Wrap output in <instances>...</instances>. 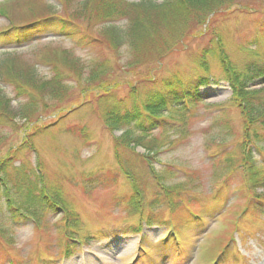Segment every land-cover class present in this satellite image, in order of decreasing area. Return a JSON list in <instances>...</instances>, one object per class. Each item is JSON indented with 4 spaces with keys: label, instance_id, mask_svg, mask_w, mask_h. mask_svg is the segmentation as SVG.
<instances>
[{
    "label": "rangeland",
    "instance_id": "rangeland-1",
    "mask_svg": "<svg viewBox=\"0 0 264 264\" xmlns=\"http://www.w3.org/2000/svg\"><path fill=\"white\" fill-rule=\"evenodd\" d=\"M237 2L210 14L205 25L193 22L185 26L183 36H187L177 46L174 36L162 28L157 37L165 34V41L158 40L164 54L133 66L128 41L118 49L107 42L100 44L97 24L83 16L81 0H0V33H15L31 22L57 18L44 36L31 43L17 47L11 36L0 39V61L6 63L0 64L3 109L19 113L20 104L25 107L32 100L40 101L39 110L46 104L52 106L42 111V116H33V122L17 117L11 122L3 120L9 116L0 109V156L25 142L27 125H51L34 138V147L25 149L7 169L12 197L15 199L17 189L11 181L24 179L27 173L31 179H24L22 188L44 187L49 201L71 212L69 221L75 220L73 230L77 231L74 238L82 242L79 250L58 263L61 246L66 245L64 212L46 213L40 227H34L28 220L12 219L9 206L0 201V264H133L141 246L145 251L136 264H264V214L248 203L251 197L264 202V188L255 190L256 198L243 184L245 169L231 172L227 168L232 160L235 169L231 152L238 151L246 131L232 105L231 88L217 53H202L208 43L215 46L220 33L228 62L237 68L264 65V0ZM155 12L157 17L161 15L152 18L153 23L165 26L161 20L165 13L160 8ZM59 19L65 20L67 29ZM72 29L80 31L78 37ZM67 52L87 67L109 61L108 81L118 83L114 90L118 96L126 97L135 85L144 93L160 90L173 76L188 81L202 74L210 77V82L199 89L202 100L191 112L194 115L169 106L171 110L164 111L163 117L171 120L172 127L150 131L146 147L122 145L115 142L121 132L106 128L99 118L95 87L84 90L92 86L87 75L71 74L66 82L69 92L58 96L59 100L40 95L43 83H52L56 75L52 61ZM203 57L202 68L198 61ZM26 79L32 86L22 81ZM261 82L256 79L252 88L261 92ZM56 102L62 103L57 107ZM255 127L258 130L251 131L247 140L262 149L256 151L255 158L264 167V142L258 143L264 130L259 123ZM77 129L83 130L78 133ZM162 181L172 201L182 205L178 210L170 211L167 203L161 204L154 196ZM190 211L204 219L198 228ZM169 219L179 231L180 247L171 242L162 249L159 241L168 234ZM162 251L174 258L168 257L164 263Z\"/></svg>",
    "mask_w": 264,
    "mask_h": 264
},
{
    "label": "trees",
    "instance_id": "trees-1",
    "mask_svg": "<svg viewBox=\"0 0 264 264\" xmlns=\"http://www.w3.org/2000/svg\"><path fill=\"white\" fill-rule=\"evenodd\" d=\"M237 1L141 0L139 2L129 3L126 0H86L85 2L81 0L80 10L84 17L89 20L93 19L94 23L97 24L99 29L98 34L102 40L100 44L107 42L106 44L109 47L118 49L128 41L133 55L131 62L133 66H139L152 57H155V55L164 54L165 48L160 51L161 44L159 43L158 45V40L161 38L165 41V34L162 35L161 33V36L157 37V33L162 28H167V30H164L174 36L173 39L176 40L177 46L178 43L182 44L183 38L187 36H183L185 26L187 27L193 22L205 25L210 14H217L223 9L236 5V3L238 4ZM157 8H160L161 12L165 13L161 16V20H163L165 26L160 25L159 22L153 23L152 21V18L155 17L158 19L161 15L158 17L155 15V9ZM40 21L21 26L19 27V31L15 33H2L0 34V39L11 36L12 42H20V39L30 41L42 32L43 29L47 28L49 24L57 22V18L54 16L50 18L46 17L38 25ZM59 21L65 23L64 28L67 29L65 20L59 19ZM118 21L123 24H117ZM124 24L126 26L123 28ZM180 25H184L183 28H180ZM71 31L77 37L80 34L78 29H72ZM181 31L182 33L180 35L179 32ZM214 37L211 39H214ZM217 37V39H214L215 46H212V42L208 43L202 53L212 55L214 52L217 53V58L223 68L225 79L232 90V105L239 111L243 129L245 128L246 131L245 136L238 142V151L231 152L234 158L231 157L230 159L233 158V162H236V166L233 167L235 169H232V160L229 161L231 168L229 166L227 168L231 172L237 168H244L245 171H243L242 175L243 184L248 192L257 198L258 194L255 193V190L264 188V167L258 165L255 153L256 151H262V149L255 143L249 144L247 139L251 131L255 133L258 130L255 127L256 123L261 124L264 130V89L259 92L252 88V84L256 79H262L261 84L264 83V65L250 64L239 68L235 67L230 61L228 62L227 55L223 51L222 35L217 33ZM79 40L82 41L81 38ZM79 62L80 59L70 55L69 52L61 57L55 58L52 61V65H56V75L52 83L46 81L43 83L41 87L42 93L40 95L43 94L45 99L59 100L58 96L69 92L70 86L66 82L72 77L71 74H76L79 77L87 75L88 82L92 86L86 89L84 88V90L89 92L93 86L95 87L97 93L94 103L97 105L95 108L97 109L99 118L108 129L122 131L120 135L115 136V142L122 143V145L133 143L136 146L141 145L146 147L148 141L145 142V138L150 131L158 127H172L170 125L171 120L163 117V112L170 109L169 106H178L181 110L185 111V114L194 115L195 113L191 112L198 108L197 105L202 100L199 89L201 86L208 85L207 82H210V77L202 74L188 81H183L178 76H173L163 82V88L160 90H151L144 93L138 88V85H135L134 87H130L129 94L124 97L118 96L119 94L117 95L114 92L118 83L108 81V73L112 70L109 61L99 62L90 67ZM204 62V57L198 61L202 68ZM2 63L3 61H0V64ZM59 63H63L64 67H61ZM9 71L10 68L8 67L7 72ZM26 80L28 82L25 80L22 81L32 86L31 82L28 79ZM140 88H142L141 85ZM37 103H40V101L35 102V100H32L28 104H25V107L20 104L19 113L12 114L3 109V103H0V109L4 111V114L9 116L3 120L6 119L11 122V120L17 117L33 122V116L37 114H39L38 116H42L40 114L42 111L51 110L52 108L51 105L46 104L43 109L39 110ZM61 103L56 102V106L58 107ZM50 126L49 124L43 126L35 125L34 127L27 125L25 142L18 148H10L5 156H0V201H4L9 206L10 217L15 221L22 217L25 219H33L35 222L40 223L41 218L46 213H50L53 210H61L64 212L65 225L63 231L66 236L65 254L69 255L72 253L71 246H74V234L77 232L73 230L76 227L75 223H73L75 220L72 223L69 221L71 219L69 218L71 212L52 199L50 202L44 187L41 189H37L34 186L22 188L26 186L24 179H31L27 173L24 174V179L11 181L12 185L17 189L15 191V199H13V194L9 187L11 183L6 177L7 169L12 166L14 159L19 157L25 149L34 147V138ZM72 130L75 131V129ZM82 130L77 129V132L80 133ZM2 138L3 136H0V140ZM261 141L264 142V138L259 139L258 143H261ZM143 158L145 159V157ZM20 168L22 167H17L16 169ZM147 175H151V172L150 174L147 173ZM153 179L158 181L157 177ZM22 184L24 186H21ZM161 186H163V183ZM166 190L167 188L164 190L161 187V192L158 191L154 194L159 202L165 201L162 193L167 192ZM21 207L25 209L24 211L20 209L22 212L18 209ZM162 246L170 245L164 242Z\"/></svg>",
    "mask_w": 264,
    "mask_h": 264
}]
</instances>
